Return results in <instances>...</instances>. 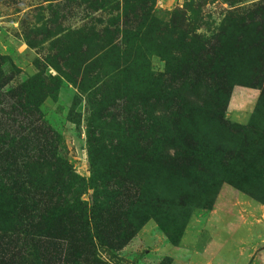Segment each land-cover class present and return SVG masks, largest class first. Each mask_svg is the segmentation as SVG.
<instances>
[{
    "label": "rangeland",
    "instance_id": "374dc122",
    "mask_svg": "<svg viewBox=\"0 0 264 264\" xmlns=\"http://www.w3.org/2000/svg\"><path fill=\"white\" fill-rule=\"evenodd\" d=\"M31 2L0 0L3 69L18 73L16 81L40 71L58 78V87L43 101L39 112L63 137L67 159L80 177H90L87 129L93 128L97 117L105 129L100 134L96 131L95 137L103 142L118 134L121 121L130 119L135 109L141 121V139L153 125L151 131L164 136L174 130V107L165 108L159 93L147 89V83L142 85L143 80H134L131 64L142 62L157 72L164 70L169 60L178 66L175 76L186 77L176 83L174 95L195 108L194 156L184 172L149 175L146 193L154 197L148 203L156 217L149 216L117 251L123 264H264V240L258 241V235L264 237V224L258 223V210L251 211L242 202L264 206V141L258 139V126L242 134L230 126L247 125L258 90L234 84L222 115L213 96L216 84L224 80L217 75L233 76L255 56L244 51L249 41L244 25H250V37L257 32L258 11L251 4L258 0H69L64 11L65 30L52 36L37 26L35 33H29L33 49L18 29L24 9L17 12ZM34 13L30 22L35 17L38 23L44 18L58 20L51 11ZM106 25L108 32H103ZM54 37L61 38L60 42H54ZM45 56L50 57L46 62ZM200 62L206 65L198 69L196 63ZM111 78L115 81L111 86L102 85L104 79ZM166 84H170L167 78ZM87 102L97 106L93 116ZM252 115L264 126V101ZM132 135L124 138L131 141ZM172 143L178 146L181 142ZM183 150L178 151V157L184 156ZM101 154L107 155L104 151ZM218 164H224L226 172ZM113 168L119 185L138 181L120 161ZM55 177H51L52 186L46 187L48 198L43 201L47 203L55 199ZM63 180L58 185L60 197L68 199V183ZM119 190L131 197L134 188ZM91 195L92 190L85 189L81 199L89 200ZM215 205L220 207L211 216ZM34 219L36 222L27 226L35 233L29 234L33 241L29 251L32 253L35 246V253H39L40 229H45L37 216ZM14 224L11 218L4 227ZM0 240V264H21L19 256L29 244ZM44 246L45 250L57 249V243ZM33 262L28 258L25 264Z\"/></svg>",
    "mask_w": 264,
    "mask_h": 264
},
{
    "label": "trees",
    "instance_id": "16d2710c",
    "mask_svg": "<svg viewBox=\"0 0 264 264\" xmlns=\"http://www.w3.org/2000/svg\"><path fill=\"white\" fill-rule=\"evenodd\" d=\"M68 1L33 0L25 7L17 8V12L24 9L18 19V29L30 49H33L34 45L30 43L29 33H35L37 26L43 27L44 32L52 36L65 30L67 17L64 11ZM251 5L258 11V30L250 37L252 29L250 25H244L246 38L249 40L244 46V51L247 54L255 53V56L252 61L245 62L235 75H217V78L224 80L216 84L213 96L219 114L222 115L234 84L256 88L258 95L247 125L230 126L237 129L239 134L251 129L255 131L258 126V139L264 141V126L258 125L252 115L264 101V0H258ZM50 11L52 16L56 15L57 21L52 22L51 18L42 19L43 17L42 23H38L36 17L31 22L29 20V16L34 12ZM246 17L250 19V15ZM102 31L108 32L107 25ZM126 33L131 34L130 31ZM53 39L56 43L61 40L56 37ZM135 49L141 51V48ZM4 58L5 56L0 54V239L21 240L29 244L28 250H24L19 256L21 264H25L28 258L34 259L32 264H123L124 259L117 255V251L149 216L156 217V213L149 211L151 203L148 201L154 198L148 197L146 193L149 175L159 171L184 172L194 156L192 131L194 124L196 125L195 108L191 102L174 95L176 83L183 79L185 81L186 77L175 76L178 66L171 65L169 60L166 61L164 70L157 72L142 62L131 64L135 70L134 80H143L142 85L147 83V89L159 93L165 100V108L174 107L171 124L174 130H168L169 134L164 136V133L156 134L151 131L155 128L153 125L147 130L145 139H141V121L137 119L135 109L130 112V119L125 123L121 121L118 134L110 141L103 142L95 137L96 131L100 134L105 129L99 126L100 117H97L93 128L88 126L87 129L90 177L84 178L74 172L71 162L68 161L61 134L51 126L45 114L39 112L43 101L51 97L58 87V78L40 71L25 80L16 81L18 73L3 69ZM49 59V56H45V62ZM204 65V62L196 63L198 69ZM166 78L169 79V85L166 84ZM113 82V78L104 79L102 85L111 86ZM136 92L138 93L139 89H136ZM105 99L104 96L103 102ZM156 100L159 101L158 96ZM86 104L90 109L89 115L93 116L94 110L97 112V106L88 102ZM126 134H134L131 141L124 138ZM178 141L181 142L178 146L172 143ZM205 148L206 154L209 153L207 147ZM179 150L184 151V156L178 157ZM103 151L106 156H102ZM119 161L129 169L130 176L138 181H128L126 185L118 184L113 167ZM218 165L226 172L224 164ZM133 173L137 176H133ZM53 174H56V195L54 200L47 203L43 199L48 198L46 187L52 186L50 180ZM63 178L68 183V199L60 197L58 185L60 181L64 182ZM132 188L134 191L130 197L126 191ZM85 189L92 190L89 200L81 199V193ZM119 189L126 193H120ZM36 208H39V211H35ZM35 216L41 221L40 226L45 229H40V235L43 237L38 240L39 245L41 244L39 253H35V246L32 247V253L29 251L33 244L29 234L35 233L27 226L36 222ZM11 218L15 221L14 226L4 227ZM0 243L3 242L0 240ZM56 243L55 251L45 250L44 245Z\"/></svg>",
    "mask_w": 264,
    "mask_h": 264
},
{
    "label": "crops",
    "instance_id": "0c3cea01",
    "mask_svg": "<svg viewBox=\"0 0 264 264\" xmlns=\"http://www.w3.org/2000/svg\"><path fill=\"white\" fill-rule=\"evenodd\" d=\"M234 91H235V89H234ZM253 94L257 95L256 89H254ZM231 100H230V102H231ZM242 202L245 203V206L247 208H249L251 211H252V209L253 210L254 209L258 210V217L260 216V218H261V219H258V223H261L263 225L264 224V206L262 204H260V203H258V204H254L253 202L248 203V202H245V200H243ZM218 207H220V206L215 205V207H214L215 209L212 211L211 216L217 214V208ZM263 240H264V237L258 235V241L260 242V241H263ZM212 256H213V254H212Z\"/></svg>",
    "mask_w": 264,
    "mask_h": 264
}]
</instances>
